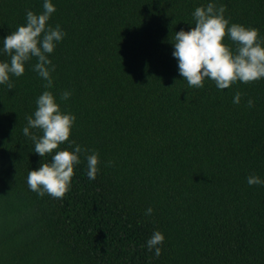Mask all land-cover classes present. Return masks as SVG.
Wrapping results in <instances>:
<instances>
[{"label": "trees", "instance_id": "1", "mask_svg": "<svg viewBox=\"0 0 264 264\" xmlns=\"http://www.w3.org/2000/svg\"><path fill=\"white\" fill-rule=\"evenodd\" d=\"M215 2L264 36V0ZM41 3L0 0V38ZM53 3L48 23L65 36L50 54L49 90L71 91L57 102L75 115L69 139L85 151L61 198L29 190L28 170L51 159L21 131L44 90L34 60L0 85V264H264V186L246 182L264 178V78L190 87L171 56L174 32L207 0ZM153 229L165 237L158 257L144 246Z\"/></svg>", "mask_w": 264, "mask_h": 264}, {"label": "clouds", "instance_id": "2", "mask_svg": "<svg viewBox=\"0 0 264 264\" xmlns=\"http://www.w3.org/2000/svg\"><path fill=\"white\" fill-rule=\"evenodd\" d=\"M54 12L53 0H42L41 11L26 9L24 23L0 38V54L8 57L0 60V85L11 88L10 77L22 76L25 65L34 60L29 66L42 80L44 90L36 97L31 115L25 116L26 124L21 131L32 141L34 153L40 157L49 154L51 159L40 163L35 170L29 169L26 183L38 196L47 193L61 198L70 187L74 166L80 164V154L85 150L69 139L75 115L62 111L57 102L58 99L68 100L71 91L62 90L57 97L49 90L53 87L51 74L55 70L50 54L65 36L59 24L48 23ZM224 12L222 3L207 0L191 12L193 23L188 30L181 28L172 36L171 56L176 60L177 73L190 87L200 88L205 80H211L218 90H223L237 81L248 83L264 78V36L254 27L230 23ZM225 36L234 47L224 43ZM242 95L240 91L234 92L232 103L239 104ZM245 103L253 106L251 98ZM30 129H39L41 134L36 135ZM65 142L70 149L58 147ZM85 161V174L89 180H94L99 171L98 154L90 151ZM246 182L264 186V178L256 174L248 175ZM152 211L150 206L144 210L145 215ZM164 239L161 231L153 229L144 246L158 257Z\"/></svg>", "mask_w": 264, "mask_h": 264}]
</instances>
